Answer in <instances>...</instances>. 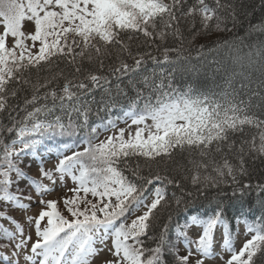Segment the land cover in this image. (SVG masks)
<instances>
[{
	"label": "snow or ice",
	"instance_id": "1",
	"mask_svg": "<svg viewBox=\"0 0 264 264\" xmlns=\"http://www.w3.org/2000/svg\"><path fill=\"white\" fill-rule=\"evenodd\" d=\"M229 23L227 0H0V264H264V41L233 56L255 80L175 82ZM189 187L217 198L173 229Z\"/></svg>",
	"mask_w": 264,
	"mask_h": 264
},
{
	"label": "trees",
	"instance_id": "2",
	"mask_svg": "<svg viewBox=\"0 0 264 264\" xmlns=\"http://www.w3.org/2000/svg\"><path fill=\"white\" fill-rule=\"evenodd\" d=\"M227 2L233 4L235 7L237 14L236 27L232 28L231 23H229L228 26L231 30L219 34L220 39L218 42L216 41V37H213L214 42L211 43H206L203 40L195 41L190 46L189 70L183 74H177L175 81L177 86L187 87L191 85L202 89H215L217 85L223 83L227 76L233 75L234 73V79L236 80L242 78L241 73L245 76H251L254 80L261 76L257 68H241L234 63L233 56L236 54L237 48H242L244 51H247L248 45L264 41V35L250 31L251 25H258L264 22V0H227ZM202 43L205 44L203 54L198 57L197 49ZM123 103L125 102L122 101ZM122 111V107H117L111 112L101 111L99 114H93L91 116V122L95 125L106 122L107 119H115L116 116L121 115ZM4 123H7V121L5 120ZM79 150L82 151L83 146ZM250 170L253 173L251 178L253 183L264 181V161L257 159L253 164H250ZM147 172L148 169L145 168L144 173L147 174ZM187 190L192 191L193 196L188 198L186 209L182 207L179 212H173V229L176 226L177 220L183 223L185 218L192 214L210 212L217 198L216 189H210L203 193L196 192L191 187ZM225 191L230 193V189L226 188ZM173 192L180 195L174 187L168 186V196H171ZM67 194L69 196L72 195V193ZM88 198L92 199L90 194ZM220 198L225 201L227 205V216L231 220L237 214L239 208L238 201L235 198L229 200L226 196ZM250 199L253 203L255 202V193L252 194ZM210 201L213 203H210ZM59 207L61 211L64 210L62 204ZM64 214L67 215L66 212ZM256 215H259V213H256ZM2 220L0 219V225L7 227ZM241 224H232L234 234L237 233ZM173 235H175L174 231Z\"/></svg>",
	"mask_w": 264,
	"mask_h": 264
},
{
	"label": "rangeland",
	"instance_id": "3",
	"mask_svg": "<svg viewBox=\"0 0 264 264\" xmlns=\"http://www.w3.org/2000/svg\"><path fill=\"white\" fill-rule=\"evenodd\" d=\"M2 30H3L2 27H0V31H2ZM129 123H130V121H129ZM118 127H125V124L122 122V120L119 122ZM109 134H110V133H103V132H102V133H101V139H103L106 135H109ZM52 163H55V160H53ZM46 166H49V167H50L51 164L46 162ZM45 183H49V182H48V181H45ZM50 186H51V185H50ZM72 186H73V184L71 183L70 180H68V187H72ZM64 191H65L64 189H60L58 192L53 193V194H52L51 196H49L48 198H49V199L57 198V197L60 196ZM9 214H10V215H16L18 219L20 218V215H21L20 213L12 212L11 210H9ZM2 222H3L7 227H11V226L9 225V223H8L7 220H2ZM198 231H199L198 228H196V229H190V230H189V236H194V233H195V232H198ZM244 231H245V225H244V224H241L240 227H239V229H238V231H237V233H236V234H238L237 239L235 240V243H236L237 246H239L240 241L243 239V235H242V234L244 233ZM217 239H219V238H217ZM181 248H182V250H183V245H181ZM215 250H216L217 252L220 251L219 243H217ZM4 251H6V250H5V249H0V252H4ZM224 255H225V258H227V256L230 255V254H229V253H224ZM206 264H216V261L209 260V261H206Z\"/></svg>",
	"mask_w": 264,
	"mask_h": 264
}]
</instances>
